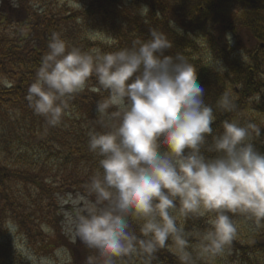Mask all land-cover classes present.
<instances>
[{
  "label": "clouds",
  "instance_id": "clouds-1",
  "mask_svg": "<svg viewBox=\"0 0 264 264\" xmlns=\"http://www.w3.org/2000/svg\"><path fill=\"white\" fill-rule=\"evenodd\" d=\"M173 48L157 26L109 51L53 31L27 86L46 129L62 125L90 81L101 93L87 132L97 166L70 218L72 242L88 250L83 264H156L162 250L177 264H215L231 255L240 222L264 228L262 128L232 118L214 129L217 112H238L234 98L224 91L207 104L196 65L166 54ZM25 258L72 264L64 246Z\"/></svg>",
  "mask_w": 264,
  "mask_h": 264
},
{
  "label": "trees",
  "instance_id": "trees-1",
  "mask_svg": "<svg viewBox=\"0 0 264 264\" xmlns=\"http://www.w3.org/2000/svg\"><path fill=\"white\" fill-rule=\"evenodd\" d=\"M70 1L14 0L13 6L3 4L0 9V77L12 76L8 86L0 83V154L3 155L0 156V187L6 189L5 198L0 201L9 202L7 181L21 180L25 185H34L39 198L32 201L27 212H12L10 219L29 237L35 234L43 237L35 222L41 220L50 224L54 232L50 241L68 247L72 264H83L88 250L78 239L73 243L64 235L62 214L55 196L59 193L85 196L83 185L97 166L96 158L87 148V132L95 119V101L101 98V93L95 81H90L86 90L73 101L62 125L46 129L44 118L28 108L25 95L40 58L47 50L50 34L61 32L69 43L85 50L109 51L128 46L137 36L147 38L150 27H159L169 34L174 44L166 54L182 51L196 65L207 104L215 107L224 91L234 98L238 112H217L214 129L218 130L224 119L254 122L262 128L255 143L264 151V122H261L264 81L257 57L264 53V47H258L264 44V0H76V5ZM144 8L147 14L141 16ZM23 26L27 31H18ZM216 26L230 31L235 40H239L238 29L247 31L255 39L258 52L254 58L251 55L248 66L243 62L227 61L232 48L218 44L213 35ZM205 44L213 61H223V70L202 59ZM256 97L258 101L254 102ZM15 126L29 134L30 142L24 140V132L16 130ZM31 145L37 147L33 153ZM36 151L39 157L34 163ZM28 198H32L30 193ZM4 212L0 207L3 221ZM261 235L264 240V231ZM4 237L0 234V264H13ZM256 237L244 243L235 241L232 250L240 251L241 260L249 264H264V257L257 260L253 255L264 247V242ZM50 241L45 240L48 244ZM156 264L177 262L172 254L162 250Z\"/></svg>",
  "mask_w": 264,
  "mask_h": 264
},
{
  "label": "rangeland",
  "instance_id": "rangeland-1",
  "mask_svg": "<svg viewBox=\"0 0 264 264\" xmlns=\"http://www.w3.org/2000/svg\"><path fill=\"white\" fill-rule=\"evenodd\" d=\"M8 4L9 6H13L14 0H0V9H2V5ZM70 4L76 5L78 4L76 0L70 1ZM141 15V12H140ZM144 16V15H141ZM216 30H213V35L220 44V46L223 45H229L231 46L232 50L229 54V58L227 61L231 62H243L245 66H248L247 64L249 63L251 59V55L254 58V55L256 54L255 52V47H256V41L253 39V37L247 33L245 30L242 31L238 29V37L239 40L236 38V40L233 38L232 34L230 31L223 30L221 26H216ZM10 29V28H9ZM8 29V30H9ZM18 31H27V28L25 26L21 27ZM230 35L231 39H227L226 37ZM28 36L31 37V34ZM203 42V41H201ZM261 49L264 47V44L259 46ZM256 47V49L258 48ZM202 59L205 62H208L209 64L213 65L216 69L223 70V61L219 60H212L210 54L208 53V47L203 45L202 46ZM258 62L261 67V73H262V81H264V53L263 55L258 54ZM252 66V65H251ZM10 75L0 77V83L6 84L7 86L9 85L11 79ZM90 90H96V89H91ZM254 102L258 101V98L253 99ZM254 105V104H253ZM254 116L258 117L260 120V116L256 115L255 112ZM261 122H264V117H261ZM260 122V123H261ZM15 129L21 132H24L22 129L19 127L15 126ZM29 134L24 132L22 137L24 140L30 142L28 140ZM14 148V147H13ZM12 148V149H13ZM37 147L31 145V153L35 151ZM0 156H3L0 154ZM33 156V154H32ZM34 157V156H33ZM39 157V151L35 152V157L34 160L36 163L37 159ZM3 160V159H1ZM7 163L14 164L15 162L12 160H6ZM6 186H9V197L8 201L9 202H1L0 201V207L4 209V215L5 220L3 221L0 219V234H4V240L6 242V246H9V257L13 261V264H31L29 260L25 258V255L27 253H35L37 255H51L53 250L59 246H64L66 249H68L67 246L65 245H60L56 244L50 241L49 238H52L51 236L54 234V232L51 231V225L44 222V221H37L35 222V225H37L38 229L41 231L43 234V237H40L38 235L34 236H27L23 231H19V228L14 225L12 220L10 219L9 215L12 214V212H16L19 214H22L20 212H27L29 210L30 206L32 205V201H36L39 196L37 193L34 191V185L32 186L31 183L26 184L21 181V180H12V181H7ZM5 193L6 189L4 190L3 187H0V198H5ZM28 193L32 195V198H28ZM55 198H57V201L60 206V212L62 214L61 218V224H62V230L64 231V235L67 236L70 240H72L71 236V226H70V218L72 215V212L74 210L73 206L76 204L78 201H83L86 199L85 196H83L80 193H66V194H56ZM12 202V203H10ZM43 202L46 203V200L43 199ZM52 209V207L50 208ZM57 213L59 214L58 208H57ZM11 226L14 229V232L12 233L8 228ZM264 228L257 229L254 225L250 223H244L240 222V227H239V233L238 237L235 241L238 242H247L249 240H252L253 237L257 236L256 239H260L261 242H264L263 237L261 234H263ZM55 239V238H54ZM44 240V241H43ZM45 240H49L50 244L46 243ZM60 243V242H59ZM264 245V243H263ZM69 251V249H68ZM70 253V252H69ZM240 251L234 252L232 250L231 255L225 256L222 259H219L215 262V264H249L243 259L241 260V255ZM71 255V254H70ZM234 255V257H232ZM253 255L256 257L257 260L261 259L264 257V247L257 249L255 252H253ZM243 261V262H242ZM264 263V261H263Z\"/></svg>",
  "mask_w": 264,
  "mask_h": 264
}]
</instances>
